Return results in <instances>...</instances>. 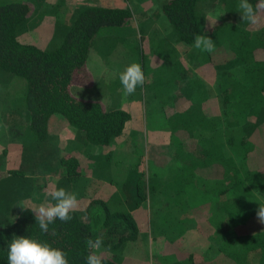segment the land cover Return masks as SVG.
<instances>
[{
	"label": "rangeland",
	"instance_id": "374dc122",
	"mask_svg": "<svg viewBox=\"0 0 264 264\" xmlns=\"http://www.w3.org/2000/svg\"><path fill=\"white\" fill-rule=\"evenodd\" d=\"M27 1L31 15L25 19L28 27L20 35L23 40L44 49L57 47L80 10L89 4L128 8L130 15L126 22L102 26L97 31L86 60L87 82L72 84V92L83 98L99 99L108 107H122L130 112L131 120L124 132L111 139L108 146H97L84 137L82 129L55 112L48 118L47 136L36 141L29 128L26 81L2 69L0 225L15 218L22 205L14 202L27 194L24 191L20 195L22 190L13 187L14 182L8 183L11 173H7V169L10 168L27 175L35 172L38 176V190L25 203L34 208L54 203L49 192L62 187L77 195L76 211L82 219L88 217L89 211L99 213L103 205L110 210L130 211L137 220V235L116 244L114 250L104 247L100 250L114 254L120 264H239L233 259L236 249L243 254L245 264H264L260 254L264 240H259L248 253L245 240L235 243L239 234L235 226L247 228L253 219L251 224L260 225L259 238L264 237V227L256 217L259 206L264 205V198L260 196V203H253L250 208L247 201L241 200L251 191L249 186L242 185L235 192L230 185L233 177L226 175L223 179L216 160L210 161L196 175L184 176L186 164H177L171 154L173 146H169L166 118L179 116L184 108H193L205 98H217L219 80L216 75L209 74L227 70L234 75L236 66L224 60L228 56H214L208 65L207 52L202 53L193 43L180 39L162 9L165 0ZM215 1L203 2L205 17L201 30V34L213 39L214 43L220 31H210V24L235 21L240 16L239 0H235L230 10H222ZM263 20L259 15V24L253 26L260 25ZM132 63L141 65L146 79L134 94L124 95L119 75ZM195 125L188 131L191 140L187 156L191 161H201L209 154L206 143L223 142L225 133L223 126L208 131V125L203 131ZM254 128L250 125L244 132L249 135ZM204 138L208 139L205 144ZM8 139L19 140L22 149L3 146ZM152 148L157 153H152ZM72 149H75L82 173L68 180L60 175V157ZM11 150L16 153L15 160L10 157ZM6 151H9L7 158ZM140 159L143 162L139 167ZM14 178L25 185L28 183L26 177ZM72 180L79 181L78 190H70L68 181ZM43 186L45 196L42 197ZM222 190L231 204H235L238 197V205L232 207L244 214L242 223L233 215L221 212ZM201 215L209 218L203 225L206 232L201 230L197 220ZM196 234L205 236L204 244L194 237Z\"/></svg>",
	"mask_w": 264,
	"mask_h": 264
},
{
	"label": "trees",
	"instance_id": "16d2710c",
	"mask_svg": "<svg viewBox=\"0 0 264 264\" xmlns=\"http://www.w3.org/2000/svg\"><path fill=\"white\" fill-rule=\"evenodd\" d=\"M203 2L208 0L164 1L163 11L180 39L188 44H192L194 37L201 34L204 28ZM234 2L235 0H217L222 10H230ZM250 3L255 6L257 0H250ZM30 7L27 0H0V71H10L26 81L25 101L33 139L40 141L47 136L48 118L52 113L58 112L69 123L82 129L88 141L97 146H108L111 139L124 132L125 125L131 120L130 112L118 106L108 107L99 99L79 97L72 92V84L87 82L86 60L97 31L102 26L121 25L126 22L130 15L128 8L103 4L87 5L80 10L62 42L55 48L44 49L23 40L20 35L28 27L25 19L31 15ZM259 15L264 19V12ZM209 29L220 31V34L218 32L215 36L214 51L206 54L208 65L214 56L227 55L224 60L236 66L234 75L227 70L210 72L212 74L209 75H216L219 80L218 99L205 98L193 105V108H184L179 116L167 117V128L171 133L167 134L171 145L167 143L173 146L171 154L177 164H186L184 176L196 175L202 167L216 160L215 165L222 169V178H226V175L228 178L233 177L230 185L234 186L235 192L242 185L249 186L251 191L243 199L240 196V199L247 201L251 208L253 203H260V196L264 198V20L260 25L253 26L242 20L240 15L235 21L212 22ZM192 125L203 131L208 125V131L223 126L225 133V139L220 143L203 139L204 144L207 142L209 154L201 161H191L187 156L191 140L188 131ZM250 125L255 128L248 135L244 131ZM150 151L157 153L153 148ZM60 162V175L68 180L82 173L76 155L64 152ZM142 162V159L138 161L139 167ZM13 171V175L26 177L28 181L26 185L18 181L13 187L22 190L20 195L27 192L26 187H32V196L18 198L14 203L25 209L20 208L11 222L0 225V264H8V244L14 236L29 237L63 250L69 264H86L85 257L90 251L87 248V239L95 240L102 236L103 247L114 250L116 244L137 235V220L130 211L110 210L106 205H103L104 209L99 213L89 211L86 219H82L75 210L71 213L73 218L70 221L64 223L57 219L49 225L48 233H42L36 224L35 214L30 210L34 208L33 205L25 204L38 190V176L35 172L30 173L31 176L21 171ZM18 183L21 185L17 186ZM44 188L45 186L40 191L44 193L42 197L45 196ZM220 193L223 194L221 212L233 215L242 223L244 214L232 207L238 205V197L235 204H231L224 197V190ZM100 201L105 204L103 200ZM193 215H196L194 210ZM197 220L201 230L206 232L203 225L209 218L201 215ZM253 220L249 221L247 228L235 226L236 234L239 233L235 243L245 240L246 253L259 240H264V237L259 238L260 225L254 226L250 223ZM100 253L104 264H120L114 254ZM260 254L264 261V246ZM242 256L239 249H236L233 259L239 264H245Z\"/></svg>",
	"mask_w": 264,
	"mask_h": 264
},
{
	"label": "clouds",
	"instance_id": "9594fccd",
	"mask_svg": "<svg viewBox=\"0 0 264 264\" xmlns=\"http://www.w3.org/2000/svg\"><path fill=\"white\" fill-rule=\"evenodd\" d=\"M239 10L242 20L256 24L259 20L258 14L264 12V0H257L255 6L250 3V0H239ZM193 44L195 49L202 53L207 52L210 54L215 49L214 40L207 35H196ZM145 79V74L139 63L128 65L119 75L123 94H134L138 86L142 87L144 85ZM49 196L54 203L42 204L30 209L35 214L36 224L42 233H48L50 231L49 225L57 219L64 223L70 221L73 218L71 213L78 206L77 195L62 187L51 190ZM256 215L258 222L264 224V205L259 206ZM52 231L55 230L52 229ZM86 244L90 250L85 257L86 264H104L100 253L104 244L103 237L98 236L95 240L87 239ZM7 261L8 264H69L63 250L23 236H14L8 244Z\"/></svg>",
	"mask_w": 264,
	"mask_h": 264
},
{
	"label": "crops",
	"instance_id": "0c3cea01",
	"mask_svg": "<svg viewBox=\"0 0 264 264\" xmlns=\"http://www.w3.org/2000/svg\"><path fill=\"white\" fill-rule=\"evenodd\" d=\"M90 5V4H89ZM80 97V96H79ZM82 141H85V140H82ZM11 145H13V146H17L18 148H19V146H20V149H22L21 147H22V145L20 144L19 145V142H17V140H15V139H8V141H7V143L5 144V145H3V146H6V147H11ZM19 149V150H20ZM1 150V149H0ZM73 151H67L66 153H72V154H74V150L75 149H72ZM8 152L9 151H6V157L5 158H7V156H8ZM10 157L12 158V159H16V153L13 151V150H11L10 151ZM7 163V162H6ZM14 164V163H13ZM8 171H13V170H10V168H8L7 169ZM7 171V173H11V174H7L8 175V177H7V179L9 178V180H7L8 181V183H11V182H14V184L17 182V180L15 181V178H14V176L15 177H17L16 175H13L12 174V172H8ZM42 174H44V171H43V173ZM6 175V176H7ZM27 175V174H26ZM31 175V174H30ZM32 176V175H31ZM64 178H66L65 176H63ZM3 179H5V178H3ZM77 182V185L75 186V183ZM68 183H69V186H70V190L71 191H73V188L75 189V190H78L77 188H78V185H79V181H75V180H72V181H68ZM19 190V189H18ZM26 190H27V194H25V195H23V196H21V198L22 197H27V196H29L30 197V194H32V187H30V189H28L27 187H26ZM194 229V228H193ZM189 235V234H188ZM192 235V234H191ZM185 236V235H184ZM183 236V237H184ZM194 237H196L197 239H199L200 241H201V243H203L204 244V242L206 241V238H205V236L203 235H200V234H196ZM201 237V238H200Z\"/></svg>",
	"mask_w": 264,
	"mask_h": 264
}]
</instances>
